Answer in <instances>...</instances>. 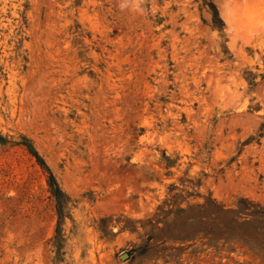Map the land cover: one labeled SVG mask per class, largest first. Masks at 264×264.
Masks as SVG:
<instances>
[{"label": "rangeland", "instance_id": "obj_1", "mask_svg": "<svg viewBox=\"0 0 264 264\" xmlns=\"http://www.w3.org/2000/svg\"><path fill=\"white\" fill-rule=\"evenodd\" d=\"M0 264H264V0H0Z\"/></svg>", "mask_w": 264, "mask_h": 264}, {"label": "clouds", "instance_id": "obj_2", "mask_svg": "<svg viewBox=\"0 0 264 264\" xmlns=\"http://www.w3.org/2000/svg\"><path fill=\"white\" fill-rule=\"evenodd\" d=\"M124 6H125V4H124V3H122V4H121V7H124Z\"/></svg>", "mask_w": 264, "mask_h": 264}, {"label": "trees", "instance_id": "obj_3", "mask_svg": "<svg viewBox=\"0 0 264 264\" xmlns=\"http://www.w3.org/2000/svg\"><path fill=\"white\" fill-rule=\"evenodd\" d=\"M56 191H59L58 189Z\"/></svg>", "mask_w": 264, "mask_h": 264}]
</instances>
